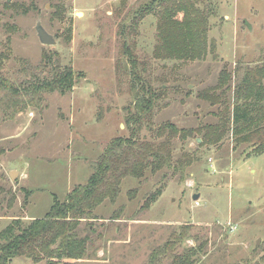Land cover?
<instances>
[{
  "label": "rangeland",
  "instance_id": "obj_1",
  "mask_svg": "<svg viewBox=\"0 0 264 264\" xmlns=\"http://www.w3.org/2000/svg\"><path fill=\"white\" fill-rule=\"evenodd\" d=\"M150 1L0 0V52L10 37L14 57L37 65L45 53L54 54L83 74L72 92L47 93L41 108L30 106L14 119L0 117V231L16 217L26 223L44 217L54 196L63 201L75 185L87 182L90 163L111 140L130 136L126 114L135 90L125 42L139 58L140 73L160 92L140 126L142 141L162 140L156 132L168 121L180 128L220 123L233 113L245 68L264 65V0H213L217 14L209 20L208 38L216 50L185 62L154 57V14L133 29ZM14 2L31 9L8 7ZM39 23L55 44L41 43ZM17 70L12 59L8 71L14 79ZM223 71L229 79L218 87ZM200 136L172 140L175 160L192 159L183 179L165 168L122 180L117 201L106 199L95 209L101 235L75 264H150L152 252L185 224L191 234L179 251L195 249L194 264H264V153L248 156L252 146L236 143L232 123L218 144L200 146ZM160 185L157 201L141 211ZM10 264L47 261L19 256ZM156 264H171V259Z\"/></svg>",
  "mask_w": 264,
  "mask_h": 264
},
{
  "label": "trees",
  "instance_id": "obj_2",
  "mask_svg": "<svg viewBox=\"0 0 264 264\" xmlns=\"http://www.w3.org/2000/svg\"><path fill=\"white\" fill-rule=\"evenodd\" d=\"M7 5L23 13L31 9V6L26 7L19 2ZM149 14L157 17V44L153 50L156 59L196 61L215 52L216 45L208 38L209 20L217 14L213 0H151L136 17L133 29ZM123 46L135 90L133 108H128L126 114L130 136L111 140L102 155L90 163L93 172L87 182L75 185L63 201L54 196L53 204L44 217L28 223L16 217L2 229L0 264H10L19 256L36 262L45 259L47 264H75L85 258L101 235L94 224L97 219L95 209L106 199L113 203L117 201L125 177L142 179L148 172L156 174L165 168L180 172L181 179L185 177L192 159L189 155L185 159H174L172 140L176 137L186 140L198 133L201 135L200 146L215 145L222 142L229 123H232L236 143L252 146L248 156L264 153V65L245 68L234 92L237 103L233 113L222 118L220 123L180 128L168 121L156 132L162 140L142 141L138 138L140 126L150 118L160 92L140 73V61L133 49L126 42ZM3 49L0 52V117L4 119H14L30 106L41 108L47 93L66 95L72 92L77 80L83 76L71 65H62L54 54L45 53L37 65L26 58L14 57L10 37H7ZM12 59L18 65L17 79L8 71V63ZM228 79L229 74L223 71L218 87ZM201 96L211 97L208 93ZM163 188L164 185L158 186L145 198L141 211L149 209L157 201ZM30 194L31 191H27L24 204H27ZM191 229L189 224H185L179 231L172 232L165 243L152 252L150 264L161 259H171V264H194L195 249L179 251Z\"/></svg>",
  "mask_w": 264,
  "mask_h": 264
},
{
  "label": "water",
  "instance_id": "obj_3",
  "mask_svg": "<svg viewBox=\"0 0 264 264\" xmlns=\"http://www.w3.org/2000/svg\"><path fill=\"white\" fill-rule=\"evenodd\" d=\"M37 32L42 44L53 45L56 43V39L54 38V36L50 34L41 23L37 25ZM199 141H201V139H199ZM11 177L15 179V175L13 174V172H11ZM194 198H198V195H195Z\"/></svg>",
  "mask_w": 264,
  "mask_h": 264
},
{
  "label": "crops",
  "instance_id": "obj_4",
  "mask_svg": "<svg viewBox=\"0 0 264 264\" xmlns=\"http://www.w3.org/2000/svg\"><path fill=\"white\" fill-rule=\"evenodd\" d=\"M200 139V138H199ZM198 142L200 143L201 141L198 140Z\"/></svg>",
  "mask_w": 264,
  "mask_h": 264
}]
</instances>
